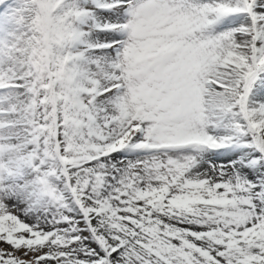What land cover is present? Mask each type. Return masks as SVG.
Instances as JSON below:
<instances>
[{"label":"snow or ice","instance_id":"6c2138e0","mask_svg":"<svg viewBox=\"0 0 264 264\" xmlns=\"http://www.w3.org/2000/svg\"><path fill=\"white\" fill-rule=\"evenodd\" d=\"M0 264H264V0H0Z\"/></svg>","mask_w":264,"mask_h":264}]
</instances>
